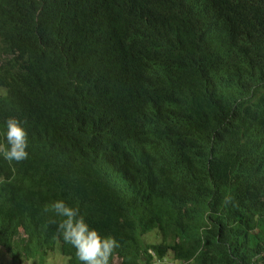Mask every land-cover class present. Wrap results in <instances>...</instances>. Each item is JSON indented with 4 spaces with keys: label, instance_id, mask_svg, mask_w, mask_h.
<instances>
[{
    "label": "trees",
    "instance_id": "trees-1",
    "mask_svg": "<svg viewBox=\"0 0 264 264\" xmlns=\"http://www.w3.org/2000/svg\"><path fill=\"white\" fill-rule=\"evenodd\" d=\"M263 114L264 0H0V246L82 264L64 200L110 263L264 264Z\"/></svg>",
    "mask_w": 264,
    "mask_h": 264
},
{
    "label": "clouds",
    "instance_id": "clouds-1",
    "mask_svg": "<svg viewBox=\"0 0 264 264\" xmlns=\"http://www.w3.org/2000/svg\"><path fill=\"white\" fill-rule=\"evenodd\" d=\"M26 123V120L14 116L5 121L6 143L0 144V154L10 164L20 163L28 158ZM44 211H53L63 217L58 223L57 231L66 243L76 249V256L82 264H110L115 250L120 247L119 242L112 235L104 236L97 229L91 228L78 207L69 206L64 200H57L50 206L46 205ZM50 223L56 221L50 220Z\"/></svg>",
    "mask_w": 264,
    "mask_h": 264
},
{
    "label": "rangeland",
    "instance_id": "rangeland-1",
    "mask_svg": "<svg viewBox=\"0 0 264 264\" xmlns=\"http://www.w3.org/2000/svg\"><path fill=\"white\" fill-rule=\"evenodd\" d=\"M255 115L257 119L261 117L257 113H255ZM262 118L264 119V114ZM23 229L24 225L21 226V230ZM144 239L147 243L160 242L162 239L160 230L153 229L151 232L144 236ZM12 257V254L6 248L0 246V264H69L68 258L61 255L57 249L53 252H50V254L47 255V257L42 262L37 258L27 259L25 256L21 257L17 261H14ZM170 258L171 257L167 258L163 264H171L172 260ZM110 264H120V259L114 257L113 260H111Z\"/></svg>",
    "mask_w": 264,
    "mask_h": 264
},
{
    "label": "bare ground",
    "instance_id": "bare-ground-1",
    "mask_svg": "<svg viewBox=\"0 0 264 264\" xmlns=\"http://www.w3.org/2000/svg\"><path fill=\"white\" fill-rule=\"evenodd\" d=\"M151 253L154 255V253L151 251ZM168 257H164V258H158V257H156V256H154L153 257V261L152 262H150V263H144V264H163L165 261H166V259H167Z\"/></svg>",
    "mask_w": 264,
    "mask_h": 264
}]
</instances>
